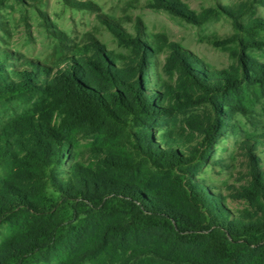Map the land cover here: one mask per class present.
Segmentation results:
<instances>
[{"label":"trees","instance_id":"1","mask_svg":"<svg viewBox=\"0 0 264 264\" xmlns=\"http://www.w3.org/2000/svg\"><path fill=\"white\" fill-rule=\"evenodd\" d=\"M4 2L0 0V6ZM71 4L90 10L89 4ZM155 7L190 23L203 21L176 0H155ZM223 12L235 18L236 29L246 32L248 38L243 40L238 33L214 38L211 43L217 47L237 44L241 77L214 72L164 36L145 38L141 24L136 25V36H131L110 20L105 22L118 42L130 48L129 57L115 55L91 39L64 56L58 67L27 60L25 68H14L9 74L5 63L14 54L0 50V102L19 98L33 102L31 111L0 128V168L4 170L0 177V225L10 228L0 246V264H51L57 260L60 264H84L111 245L115 246L110 252L113 257L131 237L154 232L163 233L175 245L200 251L191 257L144 252L152 259L155 255V260L169 264H264V219L233 216L210 187L189 176L190 167L206 160L207 150L224 124L215 99L243 84L264 90V63L247 55V50L264 46L257 32H264V21L243 25L238 21L242 13L236 14L230 7ZM164 51L169 53L168 71H179L201 95L176 92L166 82L163 89L150 87L154 58ZM165 97L178 103L213 106L214 119L203 130L198 148L182 152L167 135L160 140L154 135L158 118L175 110L159 103ZM132 126L139 131L130 130ZM92 135L100 136L102 142L91 149L93 164L86 167L74 162L67 176L62 175L77 140ZM115 144L131 145L133 154L119 151ZM248 152L252 180L244 196L264 202L260 159L251 148ZM145 165L172 177L175 190L171 198L136 181V173ZM132 250L130 257L118 264H136L144 258L140 250ZM109 264H114L113 260Z\"/></svg>","mask_w":264,"mask_h":264},{"label":"rangeland","instance_id":"2","mask_svg":"<svg viewBox=\"0 0 264 264\" xmlns=\"http://www.w3.org/2000/svg\"><path fill=\"white\" fill-rule=\"evenodd\" d=\"M72 1L89 4L90 10L74 8ZM183 9H188L202 19L201 24L190 23L185 18L172 15L155 7V0H5L0 6V50L11 51L14 56L5 65L7 73L14 68H25L27 60L58 67L61 59L71 54L76 48H82L91 39L103 44L115 55L129 57L130 48L121 45L105 20L118 23L131 36H136V25H142L144 37L153 39L164 36L169 42L198 58L214 72H224L228 76L241 77L236 51L237 44L226 47L212 45L214 38H227L240 34L243 40L246 32L239 31L234 25L235 18L227 16L223 8H233L236 14L242 13L239 22L248 25L256 19L264 21L262 0H176ZM259 40L264 42V32L258 30ZM142 38V39H145ZM247 55L264 63V46L260 49L247 50ZM169 53L164 51L154 59L150 69V87L163 89V83L172 85L176 92H188L195 96L202 93L192 88L190 83L167 67ZM14 66V67H12ZM195 101V100H194ZM193 102V101H192ZM222 110V129L220 135L207 150L206 160H198L189 168V176L196 182L211 188L212 193L230 213L240 218L264 219V202L259 197L246 198L244 193L251 189L252 173L248 149L260 159V169L264 173V90L243 84L235 92H229L215 99ZM159 103L170 105L175 110L170 116L158 118L153 133L161 139L167 135L171 143L182 152L198 148L203 138V130L214 119L213 106L209 103L184 104L170 101L166 97ZM33 102L23 99L0 102V128L10 120L32 110ZM133 132L139 131L131 127ZM100 136H88L78 139L73 147L72 158L61 169L64 176L71 171L72 163L79 162L89 167L94 158L92 147L100 145ZM115 146H117L115 144ZM127 154H133L131 145L117 146ZM4 170L0 168V177ZM171 176L156 173L147 165L142 166L135 175L136 181L146 183L151 191H163L172 196L175 185ZM1 189V186H0ZM171 198V197H170ZM10 234L7 224L0 225V246ZM112 247L98 258L84 264L119 263L127 259L132 249L145 254L136 264H169L155 260L146 251L163 252L167 256H195L199 250L175 245L163 233L154 232L140 237H131L120 254L111 256ZM122 252H125L123 254ZM147 255V256H146ZM127 256V257H126ZM62 259V258H61ZM65 259V257H63ZM111 260V261H110ZM61 260L51 264H60Z\"/></svg>","mask_w":264,"mask_h":264}]
</instances>
